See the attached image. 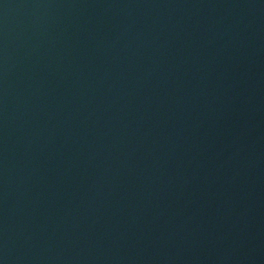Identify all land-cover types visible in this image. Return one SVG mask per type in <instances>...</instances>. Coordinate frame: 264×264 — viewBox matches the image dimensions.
I'll use <instances>...</instances> for the list:
<instances>
[{
  "label": "water",
  "instance_id": "obj_1",
  "mask_svg": "<svg viewBox=\"0 0 264 264\" xmlns=\"http://www.w3.org/2000/svg\"><path fill=\"white\" fill-rule=\"evenodd\" d=\"M0 264H264V0H0Z\"/></svg>",
  "mask_w": 264,
  "mask_h": 264
}]
</instances>
